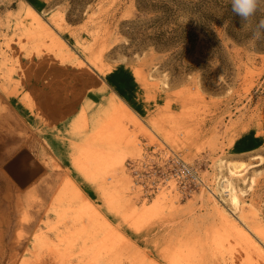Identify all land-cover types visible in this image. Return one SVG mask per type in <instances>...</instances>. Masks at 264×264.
Segmentation results:
<instances>
[{
	"label": "rangeland",
	"instance_id": "rangeland-1",
	"mask_svg": "<svg viewBox=\"0 0 264 264\" xmlns=\"http://www.w3.org/2000/svg\"><path fill=\"white\" fill-rule=\"evenodd\" d=\"M24 2L42 12L45 25L64 16L57 29L84 66L61 65L49 39L37 46L25 36L19 15ZM261 17L264 0L254 22ZM241 28L230 0H0V264H169L176 252L188 251L186 246L193 264H264L244 245L226 258L217 249L213 253L214 234L223 230L215 200L233 210L208 187L215 191L216 177L230 176L231 163L247 167L244 176L234 179L246 192L236 217H245L250 226L255 221L264 225V41L250 45L251 28ZM61 69L86 71L109 85L111 77L124 73L116 82L132 95L127 103L119 101L143 121L144 130L124 118H98L114 128L102 144L105 152L96 151L95 161H88L85 177L94 181L88 184L93 192H83L68 175L47 202L38 191L37 154L44 130L38 127L37 102L42 94L47 97L49 85L58 82L61 88L69 82ZM94 130L80 123L76 128L86 137ZM74 150L73 169L79 155ZM178 159L196 169L206 186L178 185L171 175L180 166ZM67 180L97 204L98 214L108 220V233L100 215L82 212L85 201L75 203L73 195L62 204L56 201ZM163 192L168 197L161 199ZM99 196H105V206L98 205ZM143 205L147 211L141 224L133 221L137 226L130 227L126 213ZM58 211L67 213L64 219ZM117 231L131 244L116 235L117 240Z\"/></svg>",
	"mask_w": 264,
	"mask_h": 264
},
{
	"label": "bare ground",
	"instance_id": "bare-ground-1",
	"mask_svg": "<svg viewBox=\"0 0 264 264\" xmlns=\"http://www.w3.org/2000/svg\"><path fill=\"white\" fill-rule=\"evenodd\" d=\"M19 15H22V22H21V27L23 28V33L25 34V36L28 38V39H31L32 41L36 42L37 46L40 42L44 41L45 39H49L50 42H51V47L50 49L52 50V52L54 53L55 57L59 60L60 64L61 65H66V64H71V65H75V66H78V67H82L84 66V62L81 61L79 59V57L77 56V54L74 53V51L70 48L69 44L61 37L60 35V31L57 29V28H60L62 27V23H59L60 21L63 22L65 21L64 19V16L63 15H60L58 20H52L53 22H47L46 21V25L43 23V21H45L44 19V15L42 14L41 11H39L34 5H31L30 3L28 2H24L21 6V8L19 9ZM56 27V28H55ZM85 46V45H84ZM38 49V52H40L39 50V47L37 48ZM88 50H90L88 48ZM97 60V59H96ZM91 66V65H90ZM6 68V66H5ZM9 76V75H8ZM106 77H108V74L106 75ZM166 84V82H164ZM119 100H121L119 97L113 95V96H110L109 100H108V103L107 105L103 104L102 107L100 108V112L96 115V119L94 120V123H95V130L93 131V135L91 134L90 136L88 135V137H86L83 133H77V131L73 132L75 133L76 135L77 134H80V137L82 136L83 138L81 139L80 142L78 143H75V146L76 149H77V152H79V155L78 157H76V161L73 162L74 163V168L75 170L80 174V176L83 178V180L86 182V184H94V181L92 179H87L85 177V175H87V173L89 172V169H90V165H89V160L90 159H93V153H96V151L99 152H102V150L104 149L103 148V145L105 143V141L107 140L108 138V135L110 134L112 128L114 127H111L109 125V122H111L113 120L114 121H117V119H121L122 121V118H124L125 121H129V122H133L134 125L140 127L142 129V131L144 130V127H143V124H142V120L140 119L137 120L135 119V116L133 115V113L129 110V108H127L123 103H121ZM94 102V101H93ZM90 105H92V102H88L84 108L80 116V128H84V129H88L89 127V117H88V112H87V109H89V107H91ZM99 111V110H98ZM115 114V115H114ZM107 115V118L111 121H107V122H104L103 124H100L99 123V120L102 119L104 116ZM113 117V118H112ZM100 118V119H98ZM120 122V121H118ZM111 125L113 124L112 122L110 123ZM119 124V123H118ZM114 125V124H113ZM116 125V124H115ZM124 125V124H123ZM110 126V127H109ZM119 127V126H116V128ZM115 128V130H116ZM123 129V128H122ZM118 130V129H117ZM113 133V132H112ZM115 133V132H114ZM119 134V132H118ZM123 134V133H122ZM117 136V135H116ZM120 136V135H119ZM122 136V135H121ZM125 136V134H124ZM120 138V137H119ZM121 139V138H120ZM126 139V138H125ZM124 141V139H122ZM133 140V139H132ZM109 141V140H108ZM128 141V140H127ZM134 141V140H133ZM131 141V142H133ZM118 142H120L118 140ZM130 141L128 143H131ZM112 144V143H111ZM128 145V144H127ZM120 146V145H119ZM133 146V145H131ZM103 148V149H102ZM121 150V149H120ZM104 151V150H103ZM116 151V149H115ZM118 151V150H117ZM116 151V152H117ZM105 152V151H104ZM108 152V151H107ZM111 152V151H110ZM109 152V153H110ZM97 153V154H98ZM114 153V152H113ZM105 154V153H104ZM112 153H110L111 155ZM101 155V154H100ZM109 155V156H110ZM114 155V154H113ZM117 154H115L114 156H116ZM120 155V154H118ZM117 155V157H119ZM96 157V156H95ZM111 157V156H110ZM263 158V157H262ZM79 159H81L82 161L79 162ZM97 159V157H96ZM112 159V157H111ZM120 159V157H119ZM95 161V159H93ZM116 160V159H115ZM122 160V159H121ZM92 161V160H91ZM92 161V162H94ZM109 161V160H108ZM114 161V160H113ZM118 161V160H116ZM120 161V160H119ZM85 162V163H83ZM98 162V161H96ZM123 162V160L121 161V163ZM100 163V162H99ZM110 162H108L109 164ZM118 163V162H117ZM224 163V160L222 161V165ZM229 164V163H228ZM261 163H259L260 165ZM103 165V164H102ZM114 165H115V162H114ZM122 165V164H120ZM232 166H230V169H229V172H230V176L225 178V177H221L220 179L218 177H216V181H217V188L215 189V191H213L211 189V187H208V190H210V193L211 195H213V197L216 199L218 196H221L222 197V202L224 201V203H229L230 207L232 208L233 212L232 214L223 206V204H220L219 202L216 201L215 203V206L216 208L218 209V213L220 216H221V219H222V231H217V233H215L214 235H216V238L215 240V249L213 250L215 253V250L217 249L219 251V255H227V253H229L230 251H232L231 253L235 254V248L237 247V245H244V249L248 252H253L255 254H257V258H259L260 260H262V262H264V225L258 221H255L253 225L250 226V224L246 221L245 217H236V214H238L242 208V200H241V196L246 194V192L241 188L239 189L235 183H234V179L235 178H241L242 176H244V172L247 171V167H246V164L243 163V162H239V163H231ZM98 166V164H97ZM101 166V164H100ZM117 166V164H116ZM229 166V165H228ZM94 167V166H93ZM119 167V166H118ZM223 167V166H222ZM96 168V166H95ZM111 168V166H110ZM98 169V168H96ZM100 169V168H99ZM105 169L107 168H104L102 169V172L103 170L105 171ZM113 169V168H112ZM94 170V169H93ZM120 170V169H119ZM98 171V170H97ZM116 171V170H115ZM122 171V170H121ZM92 172V171H91ZM107 176V175H106ZM105 176V177H106ZM91 177V176H90ZM96 177V176H95ZM86 178V179H85ZM92 178V177H91ZM103 178V177H102ZM224 178V180L222 181V179ZM254 178V177H252ZM207 179V178H206ZM102 180V179H101ZM104 180V179H103ZM102 180V181H103ZM104 182V181H103ZM255 182V179L253 180V183ZM252 183V182H251ZM201 184H207L206 183V180L202 179L201 178ZM65 187L63 188L62 192L60 193L59 195V198L56 199V201L58 200V202L60 204L64 203V201H66L68 198H70L72 195V197L75 199V203H78L81 201V204L83 203L82 201H85V204L82 208V212L87 214V213H93V215H96L98 214L97 212V204L93 203V201H91L86 195H83L80 191H79V187L76 186V182L73 181L71 182V180H67L65 185ZM206 186V185H205ZM177 189V188H176ZM83 191V190H82ZM121 191H124V190H121ZM84 192V191H83ZM59 193V192H58ZM121 193V192H120ZM170 193V196L172 194V191L169 192ZM111 195V194H110ZM120 197V195H117ZM171 196V197H172ZM227 197V198H224V197ZM105 197V196H104ZM102 197V196H99V204L98 205H104L107 204L105 202V198ZM111 197V196H110ZM116 197V196H115ZM159 197L161 199L163 198H167V194L166 192H163L161 195H159ZM113 198V197H111ZM115 200V198H114ZM118 200V199H117ZM165 200V199H164ZM111 203L114 205L113 201H111ZM80 204V205H81ZM82 204V205H83ZM111 204V205H112ZM121 204V203H120ZM71 205V204H70ZM81 205V207H82ZM116 205V204H115ZM110 206V205H109ZM118 206V205H116ZM57 207V206H56ZM72 207V205H71ZM70 207V208H71ZM80 207V206H78ZM100 207V206H98ZM144 207V205H143ZM61 208V207H59ZM74 208V207H72ZM118 208V207H117ZM142 208V207H141ZM62 209V208H61ZM78 209V208H76ZM80 209V208H79ZM109 209V208H107ZM133 211L131 213L128 214V212L126 213V220L127 222L130 224V227H134V226H137V223L136 225L133 224V221L134 222H140L141 220V217H144L146 215V211H147V208L144 207L142 209H134L132 208ZM63 210V209H62ZM66 210H69V208H67ZM74 210V209H73ZM72 210V212H73ZM81 210V209H80ZM79 210V211H80ZM110 210V209H109ZM249 210V209H248ZM76 211V210H74ZM116 211V210H115ZM59 212L61 211H58V215ZM77 212V211H76ZM81 212V214L84 216L85 214H83ZM96 214H95V213ZM80 213V212H79ZM91 213V215H92ZM67 213L63 212L60 216L62 217V219L65 218V215ZM252 214V217H257V213L255 211H252L251 212ZM80 215V217L82 218L83 216ZM88 215V214H87ZM85 215L86 217H88V219H86L87 221L88 220H92L91 217ZM90 215V214H89ZM100 215V214H98ZM246 215V214H245ZM59 216V217H60ZM70 216V215H69ZM101 223L103 224V230H105L107 233H108V220L106 219L105 215L104 214H101ZM99 216V217H100ZM140 216V217H139ZM60 217V218H61ZM76 217H79V216H76ZM95 217V216H93ZM97 217V218H99ZM72 218V217H70ZM137 218V220H136ZM94 219V218H93ZM145 219V218H144ZM143 219V220H144ZM68 220V219H67ZM72 220V219H71ZM80 220L77 218V221ZM76 221V223H77ZM80 221H83V219H81ZM221 221V220H220ZM249 221V220H248ZM64 222V221H63ZM66 222V221H65ZM79 222V221H78ZM98 222V221H97ZM62 223V222H60ZM67 223V222H66ZM69 223V222H68ZM74 223V222H73ZM89 224V222H87ZM86 223V224H87ZM132 223V224H131ZM58 224V223H57ZM63 224V223H62ZM72 223L70 222V225ZM85 224V223H84ZM85 224V225H86ZM141 224V222H140ZM95 225H96V222H95ZM55 226V225H54ZM82 226L84 227V225L82 224ZM80 225V227H82ZM100 226V225H98ZM138 227H139V224H138ZM77 228V226L75 227ZM86 228V227H85ZM66 229V228H65ZM87 229V228H86ZM101 229V228H100ZM135 229V228H134ZM252 229V230H251ZM60 230V229H59ZM82 230V229H81ZM84 230V229H83ZM118 230V229H117ZM138 231V229H136ZM140 230V229H139ZM61 231V230H60ZM69 231V230H67ZM101 231V230H100ZM71 232V231H70ZM105 232V233H106ZM63 233V232H62ZM73 233V232H72ZM88 233V232H87ZM86 233V234H87ZM81 233L79 232V235ZM114 237L117 235L119 236L120 240L123 239L122 241H125L126 243H129L131 244V240L127 239L125 237V235H123L122 233H119L118 231L117 232H114L113 233ZM112 235V236H113ZM89 236V235H88ZM91 236V235H90ZM40 237V236H38ZM78 237V236H77ZM104 237H105V234H104ZM116 238V237H115ZM118 238V239H119ZM212 238V237H211ZM61 239V238H60ZM77 239V238H76ZM104 239V238H103ZM114 239V238H113ZM117 239V238H116ZM117 239V240H118ZM63 240V239H62ZM115 240V239H114ZM116 240V242H117ZM211 240V241H212ZM61 241V240H60ZM84 241V239H83ZM99 241V240H98ZM98 241H96L95 243H99ZM104 241V240H103ZM50 242H53V241H50ZM55 242V241H54ZM102 242V241H100ZM105 242V241H104ZM102 244V243H101ZM115 246L116 244L113 243ZM112 244V245H113ZM127 244V246L129 245ZM93 245V244H92ZM90 245L92 248L93 246ZM102 245H105V244H102ZM101 245V246H102ZM194 245V243H193ZM212 245V244H211ZM97 246V245H96ZM95 247V246H94ZM94 247L92 249H94ZM99 246H97V249ZM104 247V246H102ZM106 247V245H105ZM112 247V246H111ZM187 247V246H186ZM184 248V251H186V253H184L180 248V251H182L180 254L178 252H176V255L175 252H173L172 255H176L174 256V258L170 257L168 260L171 261L172 260V263L171 264H193L192 260H193V254H187V252H189V248ZM191 247V246H190ZM89 248V249H90ZM108 249V247H106ZM105 248V249H106ZM128 248V247H127ZM130 248V247H129ZM138 248V247H137ZM137 248H134V249H137ZM86 249V248H85ZM96 249V248H95ZM104 248H101V250L103 251ZM113 249V247H112ZM115 249V248H114ZM133 249V248H132ZM110 250V249H108ZM176 250V249H175ZM193 250V248L191 249ZM95 252H97V250H94ZM106 251V250H105ZM104 251V252H105ZM112 251V250H110ZM130 251V250H129ZM179 251V252H180ZM229 251V252H228ZM101 252V251H100ZM108 252V251H107ZM120 252V251H119ZM134 252V251H133ZM172 252V251H171ZM170 252V253H171ZM131 253V251H130ZM141 253V252H139ZM138 253V255H139ZM168 253V252H167ZM230 253V255H231ZM247 253V252H246ZM249 253V254H250ZM101 254V253H100ZM107 254V253H105ZM121 254V253H120ZM126 254V253H125ZM252 254V253H251ZM113 255V254H112ZM132 255V254H131ZM99 256V255H98ZM107 256V255H106ZM142 256V258H141ZM216 256L218 257L217 253H216ZM234 256V255H231V257ZM246 256V255H245ZM250 256V255H249ZM256 256V255H255ZM100 257V256H99ZM130 257V256H129ZM145 257L147 258V256L145 255ZM144 257V258H145ZM169 257V256H168ZM225 257V256H224ZM230 257V256H229ZM254 257V255H253ZM94 258H97L96 256H94ZM143 258V255H140L139 259H144ZM145 258V260L147 261V259ZM226 258V257H225ZM233 258V257H232ZM230 258V259H232ZM249 258V257H248ZM138 259V258H137ZM247 259V258H246ZM94 260V259H93ZM134 260V259H133ZM251 260V259H250ZM148 261H150V259L148 258ZM152 261V259H151ZM170 261L169 264H170ZM226 263L229 261V259H225L224 260ZM246 261V260H245ZM248 261V260H247ZM139 262V261H137ZM141 263V262H140ZM139 263V264H140ZM230 263V262H229ZM253 263V262H252ZM130 264V263H129ZM141 264H147V262H145L144 260L142 261ZM150 264H159L155 261L151 262ZM246 264V263H245ZM249 264V263H247ZM257 264V263H256ZM261 264V263H260Z\"/></svg>",
	"mask_w": 264,
	"mask_h": 264
},
{
	"label": "crops",
	"instance_id": "crops-1",
	"mask_svg": "<svg viewBox=\"0 0 264 264\" xmlns=\"http://www.w3.org/2000/svg\"><path fill=\"white\" fill-rule=\"evenodd\" d=\"M61 70L69 82H64L61 88L58 82L49 85L47 97L44 98L42 94L40 101L37 102L40 114L38 127L44 130L43 137H41L43 144L37 154L38 163L41 165L38 191L39 196L47 202L48 199H52L55 188H58L62 179L68 175L82 187L85 193L93 192L90 185L86 184L72 166L74 144L82 139V136L77 137L73 132L79 127L81 111L84 110L86 104L92 102L91 107L87 109L90 120L88 131H92L97 126L94 123L96 115L103 104L107 105L110 96L115 95L127 103L128 97L132 95L121 82H116L123 79L117 76L124 73H116L115 77H111L110 83L112 84L109 85L100 76L96 77L86 71L77 73L66 69ZM108 78L109 76L106 77L107 80ZM74 79L75 82L72 83ZM55 165H58L60 169H57Z\"/></svg>",
	"mask_w": 264,
	"mask_h": 264
},
{
	"label": "clouds",
	"instance_id": "clouds-1",
	"mask_svg": "<svg viewBox=\"0 0 264 264\" xmlns=\"http://www.w3.org/2000/svg\"><path fill=\"white\" fill-rule=\"evenodd\" d=\"M260 2L261 0H230L231 12L241 18V30L251 28V36L248 41L250 45L264 41V17L254 22Z\"/></svg>",
	"mask_w": 264,
	"mask_h": 264
},
{
	"label": "built area",
	"instance_id": "built-area-1",
	"mask_svg": "<svg viewBox=\"0 0 264 264\" xmlns=\"http://www.w3.org/2000/svg\"><path fill=\"white\" fill-rule=\"evenodd\" d=\"M176 161L180 166L176 167L175 171L171 172V175L173 177L172 179H174L178 185L182 187L190 184L198 185L201 183V177L196 169L189 164H186L181 159Z\"/></svg>",
	"mask_w": 264,
	"mask_h": 264
}]
</instances>
